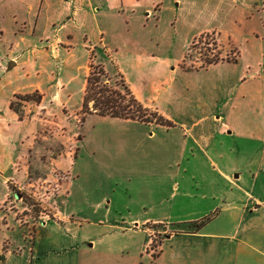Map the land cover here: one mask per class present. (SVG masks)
Masks as SVG:
<instances>
[{"label": "crops", "instance_id": "crops-1", "mask_svg": "<svg viewBox=\"0 0 264 264\" xmlns=\"http://www.w3.org/2000/svg\"><path fill=\"white\" fill-rule=\"evenodd\" d=\"M248 21L239 0H0V195L37 183L30 171L42 166L37 144L48 139L51 124L68 128L64 138L73 140L78 120L59 114L82 112L93 47L100 63L117 68L133 97L170 124L102 117L142 131L122 132L114 145L122 167L136 166L128 181L141 182L126 185L127 195L149 214L128 226L99 220L92 227L69 216L61 222L67 232L79 226L72 264H264V43L260 27ZM213 32L238 49L236 61L183 68L191 40ZM176 45L180 52L173 55ZM33 95L38 108L31 109L22 97ZM17 101L22 117L21 107L13 108ZM55 114L57 121L47 118ZM90 117L82 120L76 154L56 160L69 177L86 146ZM160 129L167 132L159 145L166 167L153 174L152 151H139L134 141L150 142ZM66 187L67 206L74 182ZM207 217L201 230L187 228ZM50 223L37 226L34 255ZM152 225L172 232L156 258L148 251ZM1 227L6 262L11 252Z\"/></svg>", "mask_w": 264, "mask_h": 264}, {"label": "rangeland", "instance_id": "rangeland-1", "mask_svg": "<svg viewBox=\"0 0 264 264\" xmlns=\"http://www.w3.org/2000/svg\"><path fill=\"white\" fill-rule=\"evenodd\" d=\"M239 1L243 2L249 10L248 27H260L261 34L257 35L264 43V0ZM176 46L173 49L170 48V53L173 55L180 52V47ZM88 49L91 56L89 62L90 72H94L101 79L97 87L106 89V91L118 94L121 97H127L122 86L123 78L117 68L114 66L113 71L108 70L107 66L98 60L96 49L93 47ZM159 52V56L164 55L162 49ZM108 55L114 61L112 53L108 52ZM238 56L239 52L236 47L230 42L219 38V34L213 32L207 36L202 35L191 40L181 66L190 70H199L202 67H208L206 62L216 57L220 60L219 62H232L236 61ZM97 87L95 89H98ZM88 95H91L89 89ZM36 96L22 97V99L26 100L28 103L26 105H29L31 109L33 106L38 108L34 101ZM15 103L13 108L15 111L20 112L21 107L22 117L25 113V109L22 108L23 104L18 101ZM93 104L94 102L89 100L86 109L79 112V116L76 118H74L76 113L72 116L66 109L60 112V118L67 122L74 119L76 123L78 120L76 124L74 123L75 126L70 133L73 140H65L64 137L67 135L68 138L69 135V132L67 133L68 128L65 126L51 124L52 127L49 126L45 130V136L48 139L45 141L43 139L39 140L37 144V148L41 150L37 153V159L42 166L37 169V172L35 169L30 171V176L35 178L37 185L32 183L30 187L21 189L13 187L14 191H6L0 195L1 201L6 198V194L11 193L9 201L0 202V226L2 225L1 229L5 234V245L11 252L6 262L3 261L4 258L0 255V264H72L74 251H72L71 246L74 245L73 238L79 226H74L76 232H67L61 222H66L69 216L75 218L76 223L83 222L86 227H92L91 225H94L92 222L99 220L117 224L122 223L128 226L131 225L132 218L141 215L146 217L149 214L141 208L135 196L131 199L127 195L126 185L129 186L133 183L138 186L141 182H136L134 178L131 182L128 181V175L135 171L136 166L122 167L123 161L116 158L117 148L114 145V138L117 135L120 136L119 134L122 132L126 133L131 129L140 135L142 131L139 129L134 130L135 128L131 127H122L113 120L100 116L90 117V115L95 114L92 112ZM44 114L46 112L42 111L41 115ZM153 114L157 117H153ZM138 115L154 121L155 118H162L156 111L152 112L148 108L142 109ZM48 117L55 121L59 118L57 114L48 115ZM88 117H90L88 123L84 126V132L87 134L86 148L80 150V154L74 159L72 157V176L69 177L68 172L56 168L55 163L56 160L61 162V159L65 158L69 160V156L66 155L69 151L72 152V155L76 154L77 143L75 141L81 138L82 120ZM155 128L153 127V129ZM158 132V137L150 142H140L139 139L134 141L135 144H140L139 151H144L146 148L152 151L153 160H151L150 169H152L153 174L160 173L166 167L161 158L159 145L162 146V138L167 132L163 129ZM63 153L65 154L61 157ZM256 160L255 157L254 161ZM139 171L142 172V169L139 168ZM246 179L251 182L252 176L250 178L246 177ZM34 180L31 182H34ZM67 181L74 182V192L72 197L68 199L69 205L66 206ZM54 188H57L56 192H53L52 189ZM45 222L51 223L46 230L42 231L37 252L34 255L36 228ZM149 228L151 229V243L148 251L156 258L159 255L162 241L172 232L167 231L161 225H152ZM114 240H117V238L114 237ZM122 240V242H125L124 237H122ZM1 243L2 239L0 238Z\"/></svg>", "mask_w": 264, "mask_h": 264}, {"label": "trees", "instance_id": "trees-1", "mask_svg": "<svg viewBox=\"0 0 264 264\" xmlns=\"http://www.w3.org/2000/svg\"><path fill=\"white\" fill-rule=\"evenodd\" d=\"M220 60L218 57L209 60L207 66L212 64H217ZM205 68V67H202ZM100 77L97 74L90 72L88 79L87 94L85 97V103L83 105V110L86 109L89 100L93 101L92 112L100 117H109L112 119H125V120H136L145 124L155 123L157 125L168 126L170 123L163 118L156 119L155 121L144 116L138 115L144 109L143 105L140 104L131 94L128 87L123 82V88L126 91L127 97H121L118 94H114L106 91V89L98 88L100 84ZM98 89H95V88ZM107 87V85H106ZM105 87V88H106ZM88 89L91 95H88ZM114 96H117L114 98ZM153 117H157L153 114ZM211 220V217H207L201 221L188 223L187 228L191 231H199L204 225Z\"/></svg>", "mask_w": 264, "mask_h": 264}, {"label": "built area", "instance_id": "built-area-1", "mask_svg": "<svg viewBox=\"0 0 264 264\" xmlns=\"http://www.w3.org/2000/svg\"><path fill=\"white\" fill-rule=\"evenodd\" d=\"M262 170L264 171V163H263V165H262ZM53 190V192H56L57 191V188H54V189H52Z\"/></svg>", "mask_w": 264, "mask_h": 264}]
</instances>
